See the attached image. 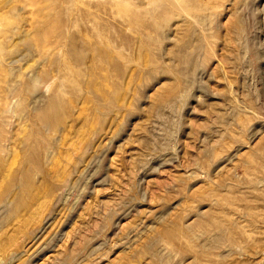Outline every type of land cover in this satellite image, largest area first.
Here are the masks:
<instances>
[{"label": "rangeland", "instance_id": "obj_1", "mask_svg": "<svg viewBox=\"0 0 264 264\" xmlns=\"http://www.w3.org/2000/svg\"><path fill=\"white\" fill-rule=\"evenodd\" d=\"M175 1L0 0V264H264V0Z\"/></svg>", "mask_w": 264, "mask_h": 264}, {"label": "bare ground", "instance_id": "obj_2", "mask_svg": "<svg viewBox=\"0 0 264 264\" xmlns=\"http://www.w3.org/2000/svg\"><path fill=\"white\" fill-rule=\"evenodd\" d=\"M166 1V2H165ZM174 1V2H173ZM209 2V1H208ZM163 3H165V6L166 7H169V8H174L175 6H176V4L178 5V1H175V0H164V2ZM174 6V7H173ZM233 14V13H232ZM238 26V25H237ZM236 28V27H235ZM237 34V33H236ZM230 39V38H229ZM231 40V39H230Z\"/></svg>", "mask_w": 264, "mask_h": 264}]
</instances>
